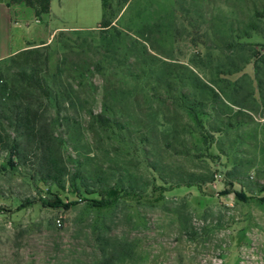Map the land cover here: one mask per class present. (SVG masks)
I'll return each mask as SVG.
<instances>
[{
	"label": "rangeland",
	"instance_id": "1",
	"mask_svg": "<svg viewBox=\"0 0 264 264\" xmlns=\"http://www.w3.org/2000/svg\"><path fill=\"white\" fill-rule=\"evenodd\" d=\"M52 18L92 28L30 47L60 95L29 99L60 170L11 125L0 264H264V0H54Z\"/></svg>",
	"mask_w": 264,
	"mask_h": 264
},
{
	"label": "trees",
	"instance_id": "2",
	"mask_svg": "<svg viewBox=\"0 0 264 264\" xmlns=\"http://www.w3.org/2000/svg\"><path fill=\"white\" fill-rule=\"evenodd\" d=\"M24 1L28 6L35 9L38 18L43 13H48L49 11L50 0ZM103 5L104 0H102V6ZM100 25L104 29L109 28L111 22L103 20ZM40 49L41 48H29L15 54L9 59L0 61V146L5 147L6 144H11L6 148L7 150L20 148L21 145L17 142V139L12 138L11 134L8 132V129L12 128L11 125L14 126V130L12 128V131H14L19 138H24L26 140L36 139L39 145L38 153L40 160L45 167L48 177L50 179H57L60 170L58 154L55 152V149L51 147V144L45 140L46 137L43 129H38L36 126L37 113L32 108L38 107H36L34 102L29 100L31 98L40 99L39 96L42 97L43 95V97L47 98L49 101H54L55 105L59 104V93H52L45 79L39 75V68L42 65L46 66L48 62V60L40 54ZM8 62L14 65L18 70V80L21 85H23V89H17L15 85L9 83L6 73L9 68L4 69L2 67V64H7ZM199 87L197 88V86H194L196 89H201L202 87V89L209 90L214 101L220 100L222 96L227 102H230L229 98L225 94L223 95V91L216 89L217 92L214 88L206 84H202V86ZM68 104L74 107V102L71 97H68ZM232 105L239 106L236 102L232 103ZM103 108L104 111L99 114L97 118L103 126H107L111 122V119L105 116V113H109L107 111L108 106L106 102L103 104ZM113 121L116 122V120ZM37 133L38 135L35 136L34 134ZM60 202L61 200L58 198L53 206L59 207L58 204ZM94 204L99 208L104 206V202L102 201H94Z\"/></svg>",
	"mask_w": 264,
	"mask_h": 264
},
{
	"label": "crops",
	"instance_id": "3",
	"mask_svg": "<svg viewBox=\"0 0 264 264\" xmlns=\"http://www.w3.org/2000/svg\"><path fill=\"white\" fill-rule=\"evenodd\" d=\"M33 11L27 13L16 6L0 4V14H4L7 26L6 45L5 47L0 45V61L30 47L48 45L59 32L92 28L86 25L66 26L56 24L52 18V15H54V0H50L48 13H43L39 18L36 16V11Z\"/></svg>",
	"mask_w": 264,
	"mask_h": 264
}]
</instances>
